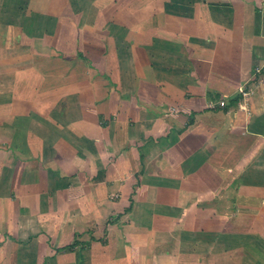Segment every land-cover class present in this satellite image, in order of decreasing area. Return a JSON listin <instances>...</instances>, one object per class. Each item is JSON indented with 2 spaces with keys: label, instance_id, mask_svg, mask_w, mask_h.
<instances>
[{
  "label": "crops",
  "instance_id": "crops-1",
  "mask_svg": "<svg viewBox=\"0 0 264 264\" xmlns=\"http://www.w3.org/2000/svg\"><path fill=\"white\" fill-rule=\"evenodd\" d=\"M7 12L21 23L3 24ZM241 92L239 107L206 106ZM113 114V138L147 114L184 131L143 178L175 179L185 205L140 216L144 180L131 210L108 190L100 205L63 193L60 177L110 140L98 119ZM133 149H121L129 167ZM0 264H264V0H0Z\"/></svg>",
  "mask_w": 264,
  "mask_h": 264
},
{
  "label": "rangeland",
  "instance_id": "rangeland-1",
  "mask_svg": "<svg viewBox=\"0 0 264 264\" xmlns=\"http://www.w3.org/2000/svg\"><path fill=\"white\" fill-rule=\"evenodd\" d=\"M1 19L3 24H8L9 22H13V21L14 23H21L22 17L21 15H16L14 13L8 14L7 12V14L3 15ZM188 27H190V25H188ZM180 69L182 70V68ZM106 71L107 68L105 72ZM138 73H144V72L142 70H138ZM123 74L124 77H129L130 76L129 74H131V72L130 70H127L126 73L123 72ZM161 74L162 71L159 72L160 76ZM183 75L185 77L184 73ZM179 76H182V74H179ZM141 78H144V75H141ZM139 83L142 88H147V87L149 88L150 82L141 80L139 81ZM111 94L114 93L112 92ZM209 101L208 100L206 101L207 102L206 106L207 108H211L212 110L222 108L224 107V105L227 104V102L223 99L221 100V99L212 98L211 102ZM61 103L66 105L67 103L66 99H62ZM237 106L239 107V104ZM240 108H242V110L245 109L243 107ZM235 111L236 109L233 110V108H231L230 111L228 112L219 111V113L222 114L220 118V122L225 121V117H227L229 112H231L233 117ZM118 115L119 114H113L112 116L114 117L111 118H104L103 116L99 115V119H98L99 125L100 127H104L105 131L109 130L108 132L109 135L111 136L110 140L108 142L104 140V144L99 143V146L97 148L99 153L96 155V157L93 160L90 161L89 169L85 167L81 168L82 170L73 169L75 171L74 173L69 174V176L60 177L59 180L61 185L60 187L63 190V193L75 196L76 192H78L79 193L78 196L84 195L86 197L88 194L91 195V197L88 196L90 197V201L93 200L92 203L89 202L90 205H97V204L100 205L98 203V200L102 201V197H101L102 193L108 190L109 193L107 194L106 197L110 203L109 205H120L119 201L121 197H123L124 195V198H127L128 196L127 203L129 202V204H127L128 207L125 206V209L128 208V210H131L132 203L136 195L135 190L139 186L141 180H144L143 188L140 189V198L142 205L141 204L137 205V211H136L137 213H139L140 216L144 215V217L146 216L151 217V216H155L156 213H166L167 211L165 208L167 207V205H170L168 201L172 199L173 200L170 202H173L174 204H178L183 201L185 205V192H183L184 194H182L179 191V187L176 186V183L174 181L175 179H171L170 177L164 174H155L153 176L147 175L145 179L143 178L144 175L146 174L145 171L147 168L149 169L150 167L156 164L155 168L162 170L164 164L167 161L172 162L171 160L172 159L171 154L173 152L172 148L174 147V145L182 141L181 137H183L184 131L182 129L162 128L163 126H161V124L160 125L158 124V127H156L155 124L157 117L152 114H147L139 118V120L141 121H134L132 118H128V119L126 118L125 125H127V127L125 126L122 130H120L119 133L117 132V134L113 138L112 134L114 129L116 128L118 130L119 128L123 127V126L121 127L120 122H118ZM107 119H108V123H104ZM99 132L100 131L95 132L94 135L99 137ZM237 132L239 133V135L237 136V140L241 141L243 138L247 137L249 130L242 129V130H237ZM227 146H230V144H228ZM227 146L221 147L222 149H220L223 155L227 154V152H230V148H228ZM131 147L135 149H133L131 153H128V156L131 157V154H138V155L140 154L141 157H139L140 160L136 161V164L134 163L135 166L129 167L128 165L126 166L125 163L120 161V157L122 155L121 149L129 150ZM180 153L184 155L187 154L185 150H183ZM229 155L232 156L233 152H231ZM137 158L138 157H136V159ZM140 162L142 163L143 168L145 167L143 172H139V169L141 168ZM79 171H85L84 173L85 178H83L84 185L78 182L79 180L76 175H80V174H76V173ZM166 172L169 173L170 171H166ZM181 172L182 173H180L179 171L180 175L182 176L183 170ZM197 173L200 174L202 173V171H199ZM197 173L195 177H197ZM131 177L133 178L132 180ZM195 177H193L192 179H194ZM51 179L54 181V179L56 178L52 176ZM227 180L228 179H225L224 181H221V183H225ZM197 183L199 182L197 181L196 184ZM221 183L220 181L218 182V184ZM193 186L188 188V191H191L190 194L191 196H194L197 189V186L196 187ZM51 188L52 187L50 186V189ZM64 190H68V193H65ZM119 213L117 210H115V212L110 215L111 218L109 219V221L112 222L117 220V216H119ZM142 221L147 222V218L145 219L142 218ZM148 221L150 222L151 218H149ZM102 236L101 239H105L106 234H102Z\"/></svg>",
  "mask_w": 264,
  "mask_h": 264
},
{
  "label": "trees",
  "instance_id": "trees-1",
  "mask_svg": "<svg viewBox=\"0 0 264 264\" xmlns=\"http://www.w3.org/2000/svg\"><path fill=\"white\" fill-rule=\"evenodd\" d=\"M243 93L241 92V93H238L237 95H235L234 97H231L229 100H228V102H227V104L226 105H224V107H223V109L224 110H227L229 107H231V106H235L240 100H241V98H242V95ZM192 116L189 118V122L187 123V124H190V123H192ZM102 242H104V240H102ZM75 243H77V241H75L74 242V244ZM73 244V245H74ZM69 247H72V245L71 246H69Z\"/></svg>",
  "mask_w": 264,
  "mask_h": 264
}]
</instances>
